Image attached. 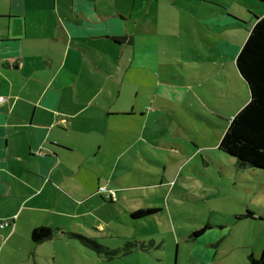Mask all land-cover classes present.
Returning <instances> with one entry per match:
<instances>
[{"label":"crops","instance_id":"0c3cea01","mask_svg":"<svg viewBox=\"0 0 264 264\" xmlns=\"http://www.w3.org/2000/svg\"><path fill=\"white\" fill-rule=\"evenodd\" d=\"M262 16L264 0H0V223H10L0 228V264H77L71 259L82 250L67 233L90 229L94 201L116 207L131 188L124 173L116 175L118 164L102 161L111 133L148 118L153 106L139 100L141 72L156 65L157 46L188 45L182 73L166 68L173 94L214 96L223 79L241 75L236 57ZM40 226L57 234L35 243ZM126 240L151 248L124 256L163 249L146 233ZM243 249L252 264L264 247Z\"/></svg>","mask_w":264,"mask_h":264},{"label":"rangeland","instance_id":"374dc122","mask_svg":"<svg viewBox=\"0 0 264 264\" xmlns=\"http://www.w3.org/2000/svg\"><path fill=\"white\" fill-rule=\"evenodd\" d=\"M231 8L241 13L238 5ZM180 45H158L156 65L141 72L144 77L139 100L148 108L153 106L146 113L147 120L138 128L122 124L125 128L109 137V155L102 162L115 168L118 164L116 175L124 173L131 188L120 194L116 207L94 201L88 209L92 226L78 231L97 237L112 248L146 233L163 249L107 261L74 238L73 245L82 252H77L72 262L247 264L243 247H264V170L241 167L237 157L218 148L231 117L249 100L248 84L239 74L232 80L223 79L213 89L214 96L210 91H201L204 89L198 94H173V77L166 68L182 73L188 45ZM208 49L205 53L211 57ZM200 61H191L189 66L196 67ZM122 149L127 154L119 161L114 154ZM123 197L132 202L124 203ZM148 204L158 205L160 211L147 219L133 220L128 207ZM248 215L249 218H236ZM108 221L113 225H108ZM97 224L109 228L103 231ZM204 228V233H196ZM211 241L214 244L210 245Z\"/></svg>","mask_w":264,"mask_h":264},{"label":"trees","instance_id":"16d2710c","mask_svg":"<svg viewBox=\"0 0 264 264\" xmlns=\"http://www.w3.org/2000/svg\"><path fill=\"white\" fill-rule=\"evenodd\" d=\"M237 67L249 85V101L231 117L220 139L219 149L237 157L241 167H256L264 170V16L258 17L249 35L236 57ZM153 208L139 209L132 213L134 218H144L156 213ZM205 229L196 233L201 234ZM57 230L47 226L36 227L32 231V240L42 243L53 238ZM67 235L78 239L84 246L108 260L124 256L140 248L150 249L147 243L126 240L123 245L112 248L96 237L77 232ZM150 247V248H149ZM252 264H264V250L259 259Z\"/></svg>","mask_w":264,"mask_h":264},{"label":"built area","instance_id":"2783aa9c","mask_svg":"<svg viewBox=\"0 0 264 264\" xmlns=\"http://www.w3.org/2000/svg\"><path fill=\"white\" fill-rule=\"evenodd\" d=\"M4 101H5V97L0 96V102H4ZM102 189L105 190V188H102ZM108 196L112 197L114 199L115 198V193H112V194H110ZM8 224H10L8 220L3 221V222L0 223V228L6 226Z\"/></svg>","mask_w":264,"mask_h":264}]
</instances>
